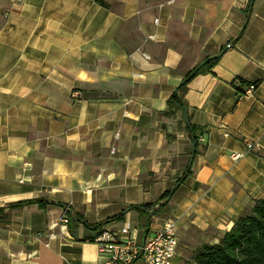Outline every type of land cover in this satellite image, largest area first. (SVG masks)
I'll list each match as a JSON object with an SVG mask.
<instances>
[{"label":"crops","instance_id":"0c3cea01","mask_svg":"<svg viewBox=\"0 0 264 264\" xmlns=\"http://www.w3.org/2000/svg\"><path fill=\"white\" fill-rule=\"evenodd\" d=\"M101 1L0 0V210L37 202L0 221V264H102V228L167 219L181 264L264 196V0ZM228 44L185 84L193 148L167 100Z\"/></svg>","mask_w":264,"mask_h":264},{"label":"trees","instance_id":"16d2710c","mask_svg":"<svg viewBox=\"0 0 264 264\" xmlns=\"http://www.w3.org/2000/svg\"><path fill=\"white\" fill-rule=\"evenodd\" d=\"M98 1L105 5L101 0ZM244 26L245 24L242 29ZM214 61L215 60L208 61L193 75L202 72L206 67H210ZM191 72L187 73L185 78H187ZM189 79L190 78H188L187 81ZM186 82L178 85L176 88L177 93H172L168 98L167 106L169 113L173 114L177 111L183 116V107H186L183 101ZM186 126L191 135L192 143H194L195 146L197 135L195 129L188 124ZM169 195L170 192L164 196L163 201L160 203L161 206L157 210L159 215H163L166 212L165 208L168 203ZM29 203L37 202L22 201L9 204L6 213H3V209L0 210V221L6 222L8 220L10 210ZM152 205L153 204L133 208L147 211ZM120 215L112 217L110 221L118 219ZM181 264H264V196L255 200L248 211L238 215L232 227L224 232L217 243L202 244L194 249Z\"/></svg>","mask_w":264,"mask_h":264},{"label":"built area","instance_id":"2783aa9c","mask_svg":"<svg viewBox=\"0 0 264 264\" xmlns=\"http://www.w3.org/2000/svg\"><path fill=\"white\" fill-rule=\"evenodd\" d=\"M254 87V84H249L244 93L250 94ZM203 141L204 138L200 134L197 137V142ZM245 147L250 150L253 144L245 142ZM242 156V153L237 152L229 155L233 161ZM67 211L68 209L65 210V213ZM67 221V215H62L60 223L65 225ZM135 234V229L128 223H124L118 233L102 228L92 240L98 252L103 256L102 264H172L178 244L176 227L172 220H165L156 232L142 242L136 241Z\"/></svg>","mask_w":264,"mask_h":264},{"label":"water","instance_id":"95a60500","mask_svg":"<svg viewBox=\"0 0 264 264\" xmlns=\"http://www.w3.org/2000/svg\"><path fill=\"white\" fill-rule=\"evenodd\" d=\"M230 46V44H228V45H226V47H224L218 54H215V55H213V56H210V57H207L206 59H204L200 64H198L195 68H194V70H192V72L189 74V76L187 77V78H185V79H183L182 81H181V83L180 84H183V83H185L186 81H187V79L188 78H190L198 69H200L203 65H205L208 61H211V60H215V59H217L219 56H220V54H222L228 47ZM179 84V85H180ZM174 93L176 94L177 93V90L175 89L174 90ZM183 119H184V121H185V123L186 124H188V122H187V116H186V109H185V107H183ZM192 147L194 148V143L192 144ZM150 213H152V212H150Z\"/></svg>","mask_w":264,"mask_h":264}]
</instances>
